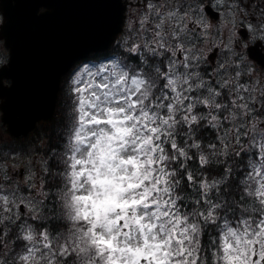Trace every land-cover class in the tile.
Wrapping results in <instances>:
<instances>
[{"label":"snow or ice","instance_id":"snow-or-ice-1","mask_svg":"<svg viewBox=\"0 0 264 264\" xmlns=\"http://www.w3.org/2000/svg\"><path fill=\"white\" fill-rule=\"evenodd\" d=\"M75 7L54 72L13 65L0 11V125L59 104L0 134V264H264V0Z\"/></svg>","mask_w":264,"mask_h":264},{"label":"water","instance_id":"water-1","mask_svg":"<svg viewBox=\"0 0 264 264\" xmlns=\"http://www.w3.org/2000/svg\"><path fill=\"white\" fill-rule=\"evenodd\" d=\"M11 1L3 2L8 9L11 7ZM16 4L13 10L10 11L11 23L7 29L8 43L12 48V61L15 66L18 56L21 60L34 61L39 59L40 62L49 71H55L56 68L64 62L66 59L84 54L87 50V44L79 42L75 39L64 38L60 32L61 22L71 16L77 15L83 11V9L75 7L83 0H14ZM29 4H45L52 6L54 9V15L46 21L41 22L37 26H33L29 16V9L25 7ZM7 11V10H6ZM6 13V17H8ZM22 18L21 21H18ZM21 33H28L31 35V39L21 44ZM15 68L7 70L6 74L14 75ZM55 106V105H54ZM54 106L39 114V118L33 123L34 127L37 120L51 118ZM30 130V129H28ZM28 130H25L22 126L16 123L12 124L10 131L16 136L25 134Z\"/></svg>","mask_w":264,"mask_h":264},{"label":"trees","instance_id":"trees-1","mask_svg":"<svg viewBox=\"0 0 264 264\" xmlns=\"http://www.w3.org/2000/svg\"><path fill=\"white\" fill-rule=\"evenodd\" d=\"M59 104H57V107H56V110H55V113H54V116L53 118L49 121V122H46L42 128V131H49L53 125V122L56 121L57 119H59Z\"/></svg>","mask_w":264,"mask_h":264},{"label":"flooded vegetation","instance_id":"flooded-vegetation-1","mask_svg":"<svg viewBox=\"0 0 264 264\" xmlns=\"http://www.w3.org/2000/svg\"><path fill=\"white\" fill-rule=\"evenodd\" d=\"M254 58H257L258 60H260V59H264V57H262L261 54L254 55ZM0 134H2V135L4 136V139H6V140L16 141V139L10 138V137L8 136V134H6V132H5V127H4L3 125H0ZM26 138H28V137H26ZM23 139H24V138L19 139L18 141H21V140H23Z\"/></svg>","mask_w":264,"mask_h":264}]
</instances>
